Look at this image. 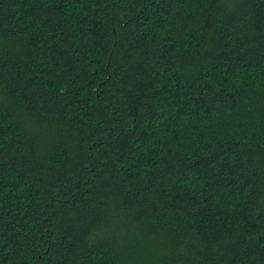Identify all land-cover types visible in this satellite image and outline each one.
I'll use <instances>...</instances> for the list:
<instances>
[{
  "label": "trees",
  "instance_id": "obj_1",
  "mask_svg": "<svg viewBox=\"0 0 264 264\" xmlns=\"http://www.w3.org/2000/svg\"><path fill=\"white\" fill-rule=\"evenodd\" d=\"M0 264H264V0H0Z\"/></svg>",
  "mask_w": 264,
  "mask_h": 264
}]
</instances>
